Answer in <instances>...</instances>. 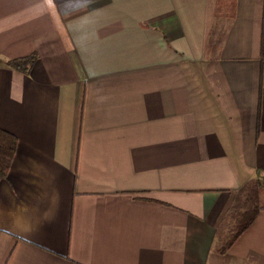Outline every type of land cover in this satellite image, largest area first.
I'll list each match as a JSON object with an SVG mask.
<instances>
[{
    "label": "crops",
    "instance_id": "1",
    "mask_svg": "<svg viewBox=\"0 0 264 264\" xmlns=\"http://www.w3.org/2000/svg\"><path fill=\"white\" fill-rule=\"evenodd\" d=\"M264 0H0V264H264ZM35 55L27 72L8 59Z\"/></svg>",
    "mask_w": 264,
    "mask_h": 264
},
{
    "label": "trees",
    "instance_id": "2",
    "mask_svg": "<svg viewBox=\"0 0 264 264\" xmlns=\"http://www.w3.org/2000/svg\"><path fill=\"white\" fill-rule=\"evenodd\" d=\"M236 0H216L217 11L226 8L227 13L233 15ZM264 46V12L262 20L261 48ZM35 60V55H27L8 59L5 64L13 69L27 72ZM17 148V138L8 131L0 128V180L5 179ZM255 181H248L235 193L233 203L228 215L234 218V224L228 229L225 239L221 238L219 252H225L236 238L251 224L259 210L264 209V204L256 201V192L261 190ZM220 234V233H219ZM221 235V234H220ZM219 235V236H220Z\"/></svg>",
    "mask_w": 264,
    "mask_h": 264
},
{
    "label": "rangeland",
    "instance_id": "3",
    "mask_svg": "<svg viewBox=\"0 0 264 264\" xmlns=\"http://www.w3.org/2000/svg\"><path fill=\"white\" fill-rule=\"evenodd\" d=\"M255 195L258 196V199L256 198V201L261 203V204H264V188H262L261 190L256 192ZM219 232H220L221 235L219 236V241L217 242V247H219L221 245V242H220L221 238L225 239L224 236L226 235V233L224 231V227H223L222 224L220 226Z\"/></svg>",
    "mask_w": 264,
    "mask_h": 264
}]
</instances>
